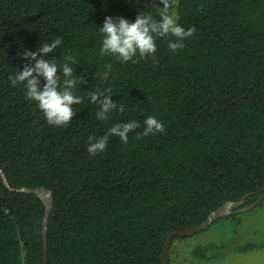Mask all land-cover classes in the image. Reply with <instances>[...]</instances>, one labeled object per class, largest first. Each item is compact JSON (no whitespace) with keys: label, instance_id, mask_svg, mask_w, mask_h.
Here are the masks:
<instances>
[{"label":"trees","instance_id":"1","mask_svg":"<svg viewBox=\"0 0 264 264\" xmlns=\"http://www.w3.org/2000/svg\"><path fill=\"white\" fill-rule=\"evenodd\" d=\"M159 7L160 0H0V264H45L46 240L47 264H163L171 232L241 201L232 211L255 212L264 240V0H179L178 23L197 30L183 49L172 54L156 38L155 60L100 55L105 17L134 22L151 12L158 20ZM57 37L62 44L45 59L75 57L70 66L82 83L73 91L83 98L60 127L8 79L30 62L21 57L26 49ZM109 63L103 82L96 73ZM97 88H111L125 111L98 120L88 96ZM147 116L165 132L137 139ZM132 120L141 127L128 143L110 136L105 151L87 152L89 136ZM34 188L52 195L47 230L44 197L22 190Z\"/></svg>","mask_w":264,"mask_h":264},{"label":"clouds","instance_id":"2","mask_svg":"<svg viewBox=\"0 0 264 264\" xmlns=\"http://www.w3.org/2000/svg\"><path fill=\"white\" fill-rule=\"evenodd\" d=\"M162 7L158 8L160 19H154L151 12H139L134 22H130L123 16L105 17V20L99 31L103 35L100 55H111L120 62L131 61L137 63V56L140 59L152 57L155 60L157 51L156 38H165L167 47L172 54L185 47L184 41L191 38L196 33L194 26L185 29L178 23L179 16L174 10L179 5V0H160ZM199 11H203L201 7ZM62 40L57 37L51 43L45 42L42 47L33 52L26 49L21 57L30 61L26 63L23 70H18L14 75H9L8 79L11 86L15 87L23 84L25 89V98L30 102H35L38 109L43 113L49 125L67 126L73 119L76 111L73 105L83 103V98L74 94V89L78 83H82L73 74V67L76 59L72 55L63 57V63L58 65L56 59H45L49 53H52ZM42 54V55H41ZM58 69H62L64 77L61 82ZM105 71L97 72L101 81L107 82L112 65L106 64ZM41 77L43 86L41 87ZM90 104H98L99 109L96 112L98 120L109 119V113L118 110L123 113L125 107L123 104H117L111 99V88L101 90L97 88L89 91ZM143 132L137 135V139L143 136L155 135L165 132V125L154 116H147L143 121ZM141 127V124L135 120L118 123L108 129V132L99 138L88 137L87 152L90 155L103 152L107 148L110 136H117L123 143H128L130 132Z\"/></svg>","mask_w":264,"mask_h":264},{"label":"rangeland","instance_id":"3","mask_svg":"<svg viewBox=\"0 0 264 264\" xmlns=\"http://www.w3.org/2000/svg\"><path fill=\"white\" fill-rule=\"evenodd\" d=\"M174 10L179 16V5ZM238 212L231 211L224 218H218L202 233L176 239L172 246V264H264V240L257 239L256 233L260 220L255 212L243 218L234 214ZM252 242L261 245L243 250Z\"/></svg>","mask_w":264,"mask_h":264},{"label":"water","instance_id":"4","mask_svg":"<svg viewBox=\"0 0 264 264\" xmlns=\"http://www.w3.org/2000/svg\"><path fill=\"white\" fill-rule=\"evenodd\" d=\"M4 179L7 182V179L5 176H4ZM22 190H25L28 192H34V193H37V194L44 197L45 202L47 204V216H46V220H45V226H46V230H47L48 214H49V211H50L51 206H52V195H51L50 191L46 188H34V189H22ZM242 203H243V201L237 202V203H228V204L224 205L223 207L219 208L216 212L212 213L210 215V217L208 218V220H206L203 224L198 225V226L193 227V228H190L188 230H177V231L171 232L167 237L163 264L169 263V249H170L172 240L174 239L175 236L189 237V236H192L198 232H201L204 229H206L207 227H209L215 220H217L221 216H224V215L230 213L233 210L234 206L239 207L242 205ZM257 203H254V204L249 205V206L241 207V208H239V210L244 211V210L251 209L255 205H257ZM46 233H47V231H46ZM45 264H47V240L45 241Z\"/></svg>","mask_w":264,"mask_h":264}]
</instances>
